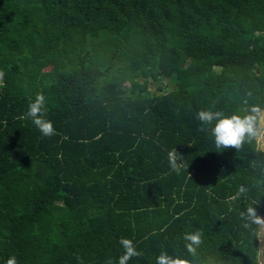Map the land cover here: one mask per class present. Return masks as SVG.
I'll return each instance as SVG.
<instances>
[{
	"label": "trees",
	"instance_id": "1",
	"mask_svg": "<svg viewBox=\"0 0 264 264\" xmlns=\"http://www.w3.org/2000/svg\"><path fill=\"white\" fill-rule=\"evenodd\" d=\"M0 70V264H118L122 237L128 264H258L264 150L218 149L197 114L264 108V0H0Z\"/></svg>",
	"mask_w": 264,
	"mask_h": 264
},
{
	"label": "clouds",
	"instance_id": "2",
	"mask_svg": "<svg viewBox=\"0 0 264 264\" xmlns=\"http://www.w3.org/2000/svg\"><path fill=\"white\" fill-rule=\"evenodd\" d=\"M4 77L5 72L0 70V80ZM48 111L45 96L37 93L29 102L24 118L30 119L43 137L52 138L57 133L54 122L47 118ZM197 119L201 122L199 130L202 132L206 131L205 125H212L215 121L212 135L218 149H239L246 142L251 143L253 140L259 142L261 138H264V108L259 105L247 107L244 115L224 116L220 111L202 110L197 114ZM167 158L171 170L179 173L183 167V155L176 149H172ZM244 191L246 190L242 187L240 192ZM241 217L246 220L245 228H250L252 225L264 227V217L258 214L255 207L247 208L245 213H241ZM183 239L186 241L187 251L195 255L202 243V234L200 232L186 233ZM119 244L123 249V254L118 258V264H128L133 258L143 256V251L138 249L132 239L122 237ZM7 264H18V261L15 256H12L7 260ZM107 264H113V261L108 260ZM155 264H188V261L173 257L167 252H161L155 258Z\"/></svg>",
	"mask_w": 264,
	"mask_h": 264
},
{
	"label": "rangeland",
	"instance_id": "3",
	"mask_svg": "<svg viewBox=\"0 0 264 264\" xmlns=\"http://www.w3.org/2000/svg\"><path fill=\"white\" fill-rule=\"evenodd\" d=\"M54 67H51L53 69ZM159 84L157 83H152L150 86V92H154L156 87H158ZM162 86V94L167 93L170 90L174 88V85L172 83H169L168 81H162L161 84ZM258 146L264 150V138H261L258 142ZM258 239H259V254H258V264H264V227H260L259 234H258Z\"/></svg>",
	"mask_w": 264,
	"mask_h": 264
}]
</instances>
